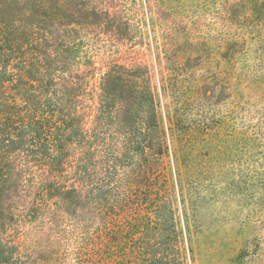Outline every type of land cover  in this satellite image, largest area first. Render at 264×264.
Listing matches in <instances>:
<instances>
[{
	"label": "rangeland",
	"instance_id": "obj_1",
	"mask_svg": "<svg viewBox=\"0 0 264 264\" xmlns=\"http://www.w3.org/2000/svg\"><path fill=\"white\" fill-rule=\"evenodd\" d=\"M95 1L118 28L100 36L91 31L80 56L68 59L80 83L76 108L88 128L100 94V73L88 68L126 66L135 85L113 86L111 95L122 107L116 121L135 122L138 143L125 152L124 139L100 137L117 168L92 170L106 160L94 155L86 176L90 196L75 198L67 213L50 215L44 205L29 211L24 258L29 264H264V0ZM116 149L123 153L119 163ZM81 151L73 152L76 166Z\"/></svg>",
	"mask_w": 264,
	"mask_h": 264
},
{
	"label": "trees",
	"instance_id": "obj_2",
	"mask_svg": "<svg viewBox=\"0 0 264 264\" xmlns=\"http://www.w3.org/2000/svg\"><path fill=\"white\" fill-rule=\"evenodd\" d=\"M99 5L95 0H0V264H29L22 253L29 211L44 205L50 215L60 209L67 213L75 198L91 195L86 176L94 155L106 160L92 170L117 168L111 165L109 145L98 143L100 137L114 133L124 139L120 146L125 152L138 143L135 122L116 121L122 107L111 95L113 86L135 85L126 66L114 65L105 72L95 65L88 68L94 76L100 73V94L88 128L76 108L80 83L68 59L80 56L82 37L90 39L91 31L100 36L118 28L110 27L108 13ZM86 18L94 22L82 24ZM153 100V124L160 132ZM88 140L95 146H87ZM157 141L163 155L164 140ZM78 144L82 157L76 166L72 157ZM100 186L95 189L99 199L105 196Z\"/></svg>",
	"mask_w": 264,
	"mask_h": 264
}]
</instances>
